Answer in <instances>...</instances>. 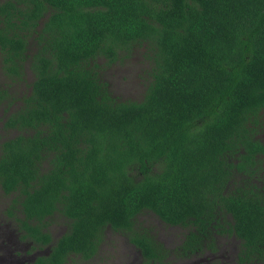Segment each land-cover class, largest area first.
<instances>
[{"label": "trees", "instance_id": "1", "mask_svg": "<svg viewBox=\"0 0 264 264\" xmlns=\"http://www.w3.org/2000/svg\"><path fill=\"white\" fill-rule=\"evenodd\" d=\"M137 50L152 81L121 100L100 61ZM0 56L11 81L33 75L21 97L0 88L20 103L0 187L22 237L51 247L34 264L91 259L107 226L141 264L216 251L219 236L239 264H264V0H0ZM145 211L188 229L175 250L139 227ZM56 213L70 227L54 241Z\"/></svg>", "mask_w": 264, "mask_h": 264}, {"label": "rangeland", "instance_id": "2", "mask_svg": "<svg viewBox=\"0 0 264 264\" xmlns=\"http://www.w3.org/2000/svg\"><path fill=\"white\" fill-rule=\"evenodd\" d=\"M102 60L100 62L102 63L103 76L110 82L114 95L121 100L142 99L147 86L152 81V76L149 72V63L138 50L128 58L114 64L108 65L106 61ZM32 79V72L28 70L25 80L11 81L3 69L0 56V88L7 89L10 97H21L30 91L29 84ZM9 100L10 98L0 104V135L3 137H0V141L18 133L4 128V121L8 115L20 105L18 102L15 107H11L8 103ZM12 198L13 196L5 195L0 187V264H34L36 258L39 255L47 254L51 247L37 249L33 246L32 241L22 237L17 222L8 214ZM137 220L142 230L149 231L171 251L183 242L184 233H187L188 230L170 226L150 211L138 215ZM48 224L54 241L65 234L70 227L69 220L60 213H56L48 219ZM238 245L239 242L234 237L219 236L216 251H205L187 257H180L173 251L167 260L168 264H234L238 262L236 259ZM143 260L140 249L129 240L126 234L107 226L100 249L95 256L87 260L82 256L73 255L67 264H141Z\"/></svg>", "mask_w": 264, "mask_h": 264}, {"label": "flooded vegetation", "instance_id": "3", "mask_svg": "<svg viewBox=\"0 0 264 264\" xmlns=\"http://www.w3.org/2000/svg\"><path fill=\"white\" fill-rule=\"evenodd\" d=\"M206 251H212V250H209V249H208V250H206ZM204 252H205V251H203V252H199V254H200V253H204ZM237 253H238V252H237ZM196 254H198V253H196ZM236 259H237V255H236ZM166 264H168V261H167V263H166ZM234 264H239V263H238V262H236V263H234Z\"/></svg>", "mask_w": 264, "mask_h": 264}]
</instances>
